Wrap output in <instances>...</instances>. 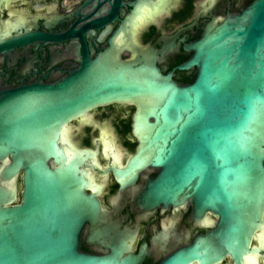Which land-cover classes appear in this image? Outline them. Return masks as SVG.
<instances>
[{
    "label": "water",
    "instance_id": "obj_1",
    "mask_svg": "<svg viewBox=\"0 0 264 264\" xmlns=\"http://www.w3.org/2000/svg\"><path fill=\"white\" fill-rule=\"evenodd\" d=\"M121 30L132 36L123 26L113 36ZM78 36L83 41L82 31ZM131 40L119 49L111 43L92 59L84 49L78 67L51 83L0 91V159L10 157L0 176L15 180L22 172L23 183L13 206L7 204L16 190L0 185V264H140L147 249L142 240L133 253L135 226L114 234L108 254L78 250L89 222L95 235L104 233L102 208L86 187L85 151L70 159L59 143L71 119L112 103L136 106V152L127 169H158L141 206L190 199L194 217L219 216L214 230L160 264H210L227 252L242 264L264 212V0L206 25L190 45L191 58L178 66L197 67L188 84L161 72V51ZM128 46L132 58L122 59Z\"/></svg>",
    "mask_w": 264,
    "mask_h": 264
},
{
    "label": "flooded vegetation",
    "instance_id": "obj_2",
    "mask_svg": "<svg viewBox=\"0 0 264 264\" xmlns=\"http://www.w3.org/2000/svg\"><path fill=\"white\" fill-rule=\"evenodd\" d=\"M252 0H0V91L30 82L51 83L74 71L83 50L90 59L99 52L124 42L150 44L158 49L157 66L163 74L183 85L190 83L197 67L179 69L194 53L197 41L209 23H220L229 14L242 11ZM131 34L123 35L122 27ZM84 29V30H82ZM82 31L83 41L78 34ZM127 39V40H126ZM122 59L132 58L131 47L121 50ZM135 105L112 103L97 106L71 119L59 137L60 147L73 159L85 151L81 169L88 177L86 187L102 208L99 225L102 235L94 234L90 222L79 233L78 250L108 254L115 233L135 226L133 253L142 240L146 254L140 264H160L169 255L191 244L196 235L216 228L219 216L206 211L193 216L190 199L180 204L146 208L140 197L158 169L147 166L131 172L127 164L136 152L133 131ZM10 157L0 159V169ZM0 185L16 190L7 205L21 202L22 172L15 180L2 178ZM116 228H108V225ZM188 264H199L191 261ZM210 264H235L227 252ZM242 264H264V212L253 229L249 250Z\"/></svg>",
    "mask_w": 264,
    "mask_h": 264
}]
</instances>
